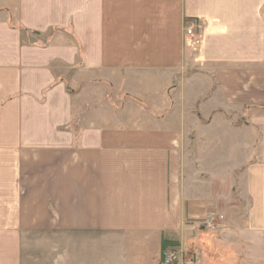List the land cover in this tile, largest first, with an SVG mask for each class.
I'll list each match as a JSON object with an SVG mask.
<instances>
[{
	"label": "crops",
	"instance_id": "0c3cea01",
	"mask_svg": "<svg viewBox=\"0 0 264 264\" xmlns=\"http://www.w3.org/2000/svg\"><path fill=\"white\" fill-rule=\"evenodd\" d=\"M186 90L264 113V0H0V264H21L31 231L94 252L100 236L108 264H159L189 239L213 198L196 156L219 143L186 129Z\"/></svg>",
	"mask_w": 264,
	"mask_h": 264
},
{
	"label": "rangeland",
	"instance_id": "374dc122",
	"mask_svg": "<svg viewBox=\"0 0 264 264\" xmlns=\"http://www.w3.org/2000/svg\"><path fill=\"white\" fill-rule=\"evenodd\" d=\"M200 36L192 39L199 40ZM216 92L213 80V91L207 95H215ZM207 95L200 97L198 93L186 90L179 112L187 130L195 131L197 136L206 130L212 131L215 136L208 134L211 141L219 143L213 155L202 153L196 156V171L190 176L196 177L199 189L196 195L203 198L205 191L208 194L212 182L213 198L210 203H198L197 217L189 220L194 233L185 242L179 241L186 252L181 257V264L195 260L198 264H264V167L258 171L261 181H256L257 194H254V188L248 187L252 183L248 180L249 174H253L250 169L264 163L263 156L258 153L260 127L252 122L255 116L264 113L261 109L219 107L214 102L206 104L210 101L206 102ZM209 118L214 119L212 125L207 124ZM242 130L243 135L240 133ZM226 136L228 138L225 139ZM242 141L244 150L237 147ZM182 177L187 180L189 172L183 171ZM211 213L224 216L223 222L213 232L204 227V217ZM63 237L59 232L31 231L23 234L21 264H103L104 260L108 264L109 257L103 259L107 252L101 253L106 248L100 243V236L95 238L98 241L95 252L92 248L84 249L82 244L78 248L76 236L69 237L68 241ZM161 260L159 264H162Z\"/></svg>",
	"mask_w": 264,
	"mask_h": 264
},
{
	"label": "built area",
	"instance_id": "2783aa9c",
	"mask_svg": "<svg viewBox=\"0 0 264 264\" xmlns=\"http://www.w3.org/2000/svg\"><path fill=\"white\" fill-rule=\"evenodd\" d=\"M206 23L202 20H194L186 27V34L191 38H197L204 32ZM199 44L200 41L197 39ZM224 216L217 215V213H211L204 217V227L208 231L213 232L218 229V225L223 222ZM181 244L170 245L163 250L162 264H181V257H184L186 252L182 250ZM185 264H198V261L186 262Z\"/></svg>",
	"mask_w": 264,
	"mask_h": 264
},
{
	"label": "trees",
	"instance_id": "16d2710c",
	"mask_svg": "<svg viewBox=\"0 0 264 264\" xmlns=\"http://www.w3.org/2000/svg\"><path fill=\"white\" fill-rule=\"evenodd\" d=\"M177 244H179V242H174V241H172V240H166V241H164V244H163V250L166 248V247H168V246H170V245H177Z\"/></svg>",
	"mask_w": 264,
	"mask_h": 264
}]
</instances>
